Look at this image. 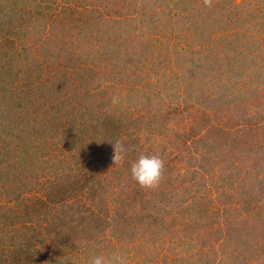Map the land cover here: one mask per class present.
Masks as SVG:
<instances>
[{"label":"rangeland","instance_id":"1","mask_svg":"<svg viewBox=\"0 0 264 264\" xmlns=\"http://www.w3.org/2000/svg\"><path fill=\"white\" fill-rule=\"evenodd\" d=\"M0 116V264H264V0H0Z\"/></svg>","mask_w":264,"mask_h":264},{"label":"clouds","instance_id":"2","mask_svg":"<svg viewBox=\"0 0 264 264\" xmlns=\"http://www.w3.org/2000/svg\"><path fill=\"white\" fill-rule=\"evenodd\" d=\"M205 5L211 6L212 0H204ZM114 155L112 157L115 165L124 161L127 149L120 141L112 143ZM165 162L159 155H145L141 153L136 161L131 164L132 179L140 187L153 189L159 186L163 178ZM111 170V169H110ZM88 264H126V260L118 252H113L110 257L94 255L89 258Z\"/></svg>","mask_w":264,"mask_h":264},{"label":"trees","instance_id":"3","mask_svg":"<svg viewBox=\"0 0 264 264\" xmlns=\"http://www.w3.org/2000/svg\"><path fill=\"white\" fill-rule=\"evenodd\" d=\"M5 87V86H4ZM4 89V88H3ZM4 102V101H3ZM6 102V101H5ZM3 121V118H1V116H0V137H4L5 136V134H4V130H6V128H5V124L4 123H1ZM255 128V127H254ZM37 161H38V159H35L34 160V162L33 161H31L30 162V165L32 166V168H33V166L35 165H37ZM23 162H27V160L25 159V157H23V156H21V158H18L17 159V161H16V165L15 164H13L12 163V165H9V170L10 171H8V173H11L12 171L11 170H15L16 171V174H17V178L18 179H20L21 178V173H19L18 172V170H17V168L21 171V167H22V163ZM29 195H30V193H28ZM29 195H27V196H29ZM62 195H63V198H64V193L62 192ZM26 197V196H25ZM25 197H21V205H22V202L24 201L23 200V198H25ZM29 198H32L31 196H29ZM33 200H32V202H33V204L34 205H32V204H28V205H26L25 207H27L28 209H33V206H34V209L35 208H37L38 206H40L39 204V202L41 201V200H37V199H35V198H32ZM62 200V199H61ZM13 201H14V199H12V198H10V199H8V200H0V208H2V207H5V206H8V205H10V204H12L13 203ZM45 204V203H44ZM45 206H47V207H52V205H50V204H45ZM37 210H39V208L37 209ZM0 215H1V217H0V234H3V235H5L4 234V231H8V229L7 230H5V225L9 222V221H11V217H9L10 216V214H2V211H1V209H0ZM4 229V230H3ZM3 230V232H1ZM11 237H13V235H11Z\"/></svg>","mask_w":264,"mask_h":264}]
</instances>
